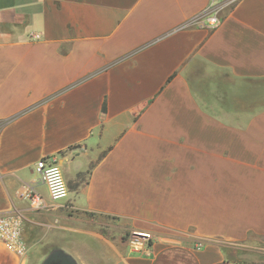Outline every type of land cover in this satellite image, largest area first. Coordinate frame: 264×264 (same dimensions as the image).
<instances>
[{
	"label": "crops",
	"instance_id": "crops-1",
	"mask_svg": "<svg viewBox=\"0 0 264 264\" xmlns=\"http://www.w3.org/2000/svg\"><path fill=\"white\" fill-rule=\"evenodd\" d=\"M209 1L0 0V216H25L27 247L0 241V264H241L222 241L264 247V0L190 23ZM117 228L152 232L151 254Z\"/></svg>",
	"mask_w": 264,
	"mask_h": 264
},
{
	"label": "built area",
	"instance_id": "built-area-1",
	"mask_svg": "<svg viewBox=\"0 0 264 264\" xmlns=\"http://www.w3.org/2000/svg\"><path fill=\"white\" fill-rule=\"evenodd\" d=\"M238 0H210L208 5L201 10L189 22L206 28L219 26L223 19V13ZM35 171L48 187L50 199L53 202L66 199L69 196V187L65 179L62 167L55 157H43L35 164ZM30 206L33 209H41L45 206L43 197L33 190H28ZM25 216L20 213H10L0 216V241L8 249L20 254L26 252L24 239ZM154 234L145 230H133L129 235V248L132 252L142 255H150V244Z\"/></svg>",
	"mask_w": 264,
	"mask_h": 264
},
{
	"label": "rangeland",
	"instance_id": "rangeland-1",
	"mask_svg": "<svg viewBox=\"0 0 264 264\" xmlns=\"http://www.w3.org/2000/svg\"><path fill=\"white\" fill-rule=\"evenodd\" d=\"M121 234L123 240L127 242L129 247V235L133 230L116 229ZM227 257L230 259L239 260L245 264H264V247L253 246L250 244H236L232 245L228 242H223ZM240 249H235V247Z\"/></svg>",
	"mask_w": 264,
	"mask_h": 264
},
{
	"label": "trees",
	"instance_id": "trees-1",
	"mask_svg": "<svg viewBox=\"0 0 264 264\" xmlns=\"http://www.w3.org/2000/svg\"><path fill=\"white\" fill-rule=\"evenodd\" d=\"M103 110L106 111V105H104ZM241 264H245V263H241Z\"/></svg>",
	"mask_w": 264,
	"mask_h": 264
}]
</instances>
